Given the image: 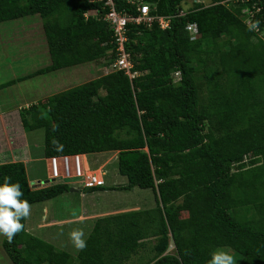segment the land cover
Instances as JSON below:
<instances>
[{"label": "trees", "instance_id": "16d2710c", "mask_svg": "<svg viewBox=\"0 0 264 264\" xmlns=\"http://www.w3.org/2000/svg\"><path fill=\"white\" fill-rule=\"evenodd\" d=\"M115 2L117 12L137 16L138 3ZM141 2L168 27L127 24L133 77L113 68L20 109L19 120L25 132L43 130L44 158L116 153L126 184L109 190L148 189L155 205L97 219L76 256L24 227L1 242L12 264H126L150 238L152 255L132 263L208 264L227 247L240 255L238 264H264V0ZM108 11L97 0H0V24L41 18L50 60L0 90L93 62L112 67ZM6 177L30 205L71 187L32 189L22 162L1 164L0 185Z\"/></svg>", "mask_w": 264, "mask_h": 264}, {"label": "rangeland", "instance_id": "374dc122", "mask_svg": "<svg viewBox=\"0 0 264 264\" xmlns=\"http://www.w3.org/2000/svg\"><path fill=\"white\" fill-rule=\"evenodd\" d=\"M199 1L204 2L205 5L211 3V0ZM223 3L229 4L230 2L224 0ZM188 4L190 5L191 2L188 1ZM41 24L42 21L39 16L26 17L0 24V83L26 76L50 63ZM112 70L111 66L105 68L93 62L19 81L0 90V111L8 112L17 106L25 109L31 104L45 103L47 95H53L82 85ZM175 78L177 80V77ZM14 123L12 135L10 134L12 139L8 138L10 128H7L9 130L7 132L0 128V155L2 158L0 162L3 164L12 163L10 161L14 158V154L11 155V148L17 146V140L26 141V146H29L32 159L26 168L29 184L33 189L41 188V186H45L44 182L48 179V165L43 157V130L36 129L25 132L21 123H18V125H16L17 122ZM13 131L18 134H14ZM88 158L92 164L96 160V167L105 166L106 176L104 179L106 186H104V189L93 191L85 198L81 197L79 192L68 190L54 199L32 204L30 216L25 219V226L30 234L48 242L55 249L68 252L71 256H76L78 251L73 247L69 234L75 227V230L79 229L84 232V239H86L92 225L89 222L73 223L66 225L64 229H57L56 227L47 229L48 233L44 232L45 229L41 232V230L36 228V225L41 222V216L44 214L43 208L47 211L48 219L51 217L70 219L77 217L82 211L88 214L95 209L105 212L115 206H129L128 203L130 202L134 203L137 201L147 205L153 201L152 193L148 189L134 188L130 192L109 190L111 186L120 187L126 184V178L117 172L116 153L95 154ZM77 187L71 185L70 188L77 189ZM77 191L82 193L79 189ZM51 237L55 240L51 239ZM2 238L3 236H0V264H12L1 246ZM216 250L227 251L234 257L235 264H238L241 259L240 255L230 248L219 247ZM173 251L174 248L170 252ZM167 252H169V248Z\"/></svg>", "mask_w": 264, "mask_h": 264}, {"label": "built area", "instance_id": "2783aa9c", "mask_svg": "<svg viewBox=\"0 0 264 264\" xmlns=\"http://www.w3.org/2000/svg\"><path fill=\"white\" fill-rule=\"evenodd\" d=\"M102 1L103 6L109 8L105 15V20L108 21L113 29V38L117 58L115 59L112 68L116 70H123L128 77H133L135 73L131 72L132 64L129 61V55L126 53L124 43L127 38L125 36V28L128 23L136 25H144L150 27L154 22L165 29L168 27V20L164 17H156L150 14V8L147 4H143L141 0H127L137 4V16L125 15L119 13L115 9V0H97ZM199 1V0H194ZM226 1V0H225ZM229 2L236 0H228ZM257 11L259 8H256ZM243 13L246 10L242 11ZM248 13V12H247ZM250 13V12H249ZM247 24L250 18L247 17ZM187 29L191 31L192 35L197 33L195 24H190ZM178 78V74H175ZM48 165V179L44 182L45 186L67 184L78 186V189L102 188L105 186L104 165L96 167L86 155L73 154L63 156H53L45 159ZM34 184V183H33ZM35 185V184H34ZM41 186V187H45ZM75 188V187H74ZM174 246H169V253Z\"/></svg>", "mask_w": 264, "mask_h": 264}, {"label": "crops", "instance_id": "0c3cea01", "mask_svg": "<svg viewBox=\"0 0 264 264\" xmlns=\"http://www.w3.org/2000/svg\"><path fill=\"white\" fill-rule=\"evenodd\" d=\"M1 83H4V82H1ZM51 95L52 94L47 95V97H45L46 100ZM21 108L22 107L17 106L15 108H13V110L8 111V112L7 111H0V128H3L5 132H7V130L10 128V132H8L9 133V137H8L9 139H12V137H11L12 133L11 132H12V129H13V125L15 124L14 122H17L16 125H18V123H20L18 110H20ZM13 132H14V134H18L15 131H13ZM26 140H27V138H26ZM16 143L15 144L17 146H14L13 148H11V151L9 150L10 153H11V155L14 154V158L10 162H22L24 164V166H25V169H26L27 166H28V164H30V162L32 161V159L30 157V149H29V146H26V144H27L26 141L25 142H22V141L17 140ZM1 159L2 158H1V155H0V161H1ZM44 159H46V158H44ZM94 163L96 164V160L93 162V166L95 165ZM0 164H3V163L0 162ZM47 173H49L48 172V168H47ZM27 179H28V177H27ZM28 182H29V180H28ZM33 182H35V181H33ZM105 186H106V183H105ZM79 190H81L82 193L80 191H73V192H79L81 194L80 196L83 197V198H85L87 195L91 194V192H88V189H79ZM132 190H130V191H132ZM130 191H127V192H130ZM128 205L129 206H118V207L115 206L111 210H109V211L106 210L105 212L98 211V210H96L94 208L95 210L92 213H90V214L85 213V212L82 211V212H80L78 214L77 217H72L70 219H64V218H61L60 219V218H55V217H51L50 219H48L47 211H46L45 208H43L44 214L41 216V222H39L36 225V228L39 229V230H41V232H43L42 230L45 229L44 232L45 233H48V231H46V230L49 229V228H53L54 229V228L57 227V229H64V227H66V225H68V224H73V223L74 224H81L83 222H89V224L92 225V228H93V225H94L95 221L97 219H99V218H102V217H105V216H108V215H114V214H120V213L130 212V211H136V210H139V209H150V208H153L155 204H154V200H153L151 203H148L147 205H145L142 202H137V201H135L134 203L133 202H130V203H128ZM180 217L181 218H185V217H187V215L186 214L185 215L184 214H181ZM24 227H25V231L29 233V231L26 228V226H24ZM92 228H91V230H92ZM73 230H75V227H74ZM51 239L55 240L52 237H51ZM153 241L154 240L152 238H150L148 240H144V242H143V245L144 246L142 247V249L138 253V256L132 258V260L135 261V262H138V263L140 261L141 262H145L147 260V257L150 255L151 247L154 244ZM131 261L130 262H127L126 264H138V263H132Z\"/></svg>", "mask_w": 264, "mask_h": 264}, {"label": "clouds", "instance_id": "9594fccd", "mask_svg": "<svg viewBox=\"0 0 264 264\" xmlns=\"http://www.w3.org/2000/svg\"><path fill=\"white\" fill-rule=\"evenodd\" d=\"M5 182L0 185V236L7 238L11 243L14 237L24 229L22 220L28 218L31 213V205L27 200L21 199L23 191L19 183ZM69 239L77 251H83L87 247L82 230H73ZM208 264H235V259L227 251L216 250L211 253Z\"/></svg>", "mask_w": 264, "mask_h": 264}, {"label": "water", "instance_id": "95a60500", "mask_svg": "<svg viewBox=\"0 0 264 264\" xmlns=\"http://www.w3.org/2000/svg\"><path fill=\"white\" fill-rule=\"evenodd\" d=\"M45 182H47V181H45ZM71 192H73V191H77L76 189H74V188H70L69 189Z\"/></svg>", "mask_w": 264, "mask_h": 264}]
</instances>
